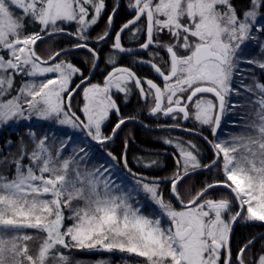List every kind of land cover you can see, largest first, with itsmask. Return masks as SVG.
Masks as SVG:
<instances>
[{"label":"snow or ice","instance_id":"snow-or-ice-1","mask_svg":"<svg viewBox=\"0 0 264 264\" xmlns=\"http://www.w3.org/2000/svg\"><path fill=\"white\" fill-rule=\"evenodd\" d=\"M125 6L131 18L115 36L120 0L93 38L106 0H0V128L24 124L16 151L11 139L0 147V264H71L72 249L118 251L144 264H264V234L235 253L232 246L235 225L264 223V82L254 71L264 72V0L243 8L235 0H127ZM126 31L135 47L123 44ZM54 37L69 44L41 57L37 42ZM109 39L111 70L102 84L92 83L98 46ZM250 42L258 49L251 56ZM78 50L90 54L88 75L60 58ZM119 54H131L154 77L118 64ZM248 76L251 83L244 82ZM134 91L149 116L165 120L158 128L187 133L160 137L173 149L169 176L150 174L164 166L159 153L137 157L149 171H133L127 139L121 157L106 151V161L92 163L91 142L106 150L123 125L140 119L124 116L117 101L123 94L127 103ZM245 103L254 109L250 120L240 114ZM48 124L72 132L57 135L44 129ZM235 128L251 131L237 135ZM241 148L246 166L237 160ZM121 160L131 186L113 178L112 161ZM213 170L212 181L185 200L179 190L185 178ZM217 188L227 194L213 197ZM258 240L259 253L245 259Z\"/></svg>","mask_w":264,"mask_h":264},{"label":"trees","instance_id":"trees-1","mask_svg":"<svg viewBox=\"0 0 264 264\" xmlns=\"http://www.w3.org/2000/svg\"><path fill=\"white\" fill-rule=\"evenodd\" d=\"M235 3L237 4L238 7L243 8L247 6L248 0H235ZM262 11H264V9H262ZM102 29L103 28H98V32H96V34L97 35L102 34L105 28L103 30ZM97 35H95V37ZM68 44H69V41L66 38L54 37L52 39H47L44 42L38 41L36 50L38 54L41 55V57L47 59L49 55L58 51L60 48L65 47ZM87 56H90V54L87 53L86 50H78L77 54L69 55V56H61L60 58L64 60L72 61L76 66L82 68L83 71L87 74L90 69V65L85 63V57ZM99 56H100V63L98 64H101L103 62L104 57L100 54ZM257 76H259L261 78V81L264 82V72L259 71L257 73ZM101 79L102 78L97 75L95 82L98 83L101 81ZM79 101H80V97H77L76 101H74V106ZM244 114L248 115L246 113ZM23 129H24V126L18 127L14 132H8V131L3 130L0 133V147H3L4 143L7 140L11 139L13 141V144L11 146L12 150L16 151L19 136L23 133ZM110 131L111 129H107L105 130V133H110ZM124 132L126 133L136 132L135 135H137V139H138V142H136L137 145H135V142H133V140H130L129 138H122L121 134ZM142 133L144 134L146 132L143 130L139 131V129L134 130L132 125L125 124L122 126L118 135L116 136L117 141L115 144H112L111 146L108 145L106 150L101 148L100 146H95L93 144L92 146L101 148L104 151H111L113 152L114 155H116L119 158L125 153L124 141L125 139H127L129 143H128V147L126 150V155H127L129 167L132 168L133 171L147 172L149 170L141 168L136 163L137 157L144 156L147 158L150 154L149 152L144 153L140 151L139 148H137V147H141V148L151 147L149 146V144L152 143V137L142 135ZM123 136H126V134ZM151 154H154V153H151ZM159 158L164 162V166L159 169L151 170L150 174L158 175L160 177H166V176L171 175L174 170V165H173L174 163L172 159L169 156L167 157V156H160V155H159ZM117 165L120 168V162L117 163ZM0 171H5V170L3 168H0ZM215 176H216V172L215 170H213L212 175H207L206 173H204L200 175H194L191 178H186L184 182L180 185L179 190L181 194L184 196V199L187 200L189 198L190 191L194 193L204 183L205 180L211 182ZM211 193L213 197L218 198L221 194H227V191L223 188H217V189L211 190ZM262 229H263L262 226L261 228L260 226H253V225H251V227H245V228L242 227V225L238 226L234 231V234H233L234 236L232 238V241L234 242V245L236 246L242 245L244 242L247 241V239L251 238L252 236L256 234H259L262 231ZM256 246H259V248H261V241L257 243L255 247ZM30 247H32L33 250H35V245L32 244L31 242H30ZM249 253H251V251ZM249 253L245 257V259L250 257ZM66 254L71 257V264H77V262H79V264H97V262L100 260L110 261L111 264H144L143 258L137 257L135 255H127L126 253H120L118 251L109 253L105 251H88V250L72 249L70 251H66ZM253 254H258V253L256 252Z\"/></svg>","mask_w":264,"mask_h":264},{"label":"flooded vegetation","instance_id":"flooded-vegetation-1","mask_svg":"<svg viewBox=\"0 0 264 264\" xmlns=\"http://www.w3.org/2000/svg\"><path fill=\"white\" fill-rule=\"evenodd\" d=\"M115 3H116V0H106L107 12L104 13L103 18L91 30V36L93 38H95V35H97L96 32H98V28H103L104 29L106 27L107 14H108V12L111 11V9H112V7L114 6ZM120 3H121V7L119 9L118 14L115 16V19H114V25H113V30H112V36L113 37L115 36V31L118 30L120 28V26L124 22H126L127 19L131 18L129 13H128V10H127V8L125 6L127 4V0H120ZM129 35H130V33L126 31L123 34L122 42H123V44L126 47H135V41L129 40ZM111 43H112V40L109 39L107 42L101 43L98 46L99 54L102 55L104 57V59H103V62L101 64H98L99 66L96 68L95 73L93 74L94 76H93V78L91 80L92 83L95 82L97 75L102 78L101 82H103L104 76H106L107 72L111 70V65L106 64V59L108 57V54L110 52H112V49L110 48V44ZM119 55H120L121 58L118 59V61H117L118 64H121V65H124V66L133 67V70L136 71L140 76H147L149 78H153L154 77V73L147 66L140 65V64H134L133 56L131 54H127V55L119 54ZM141 55L144 58H147V53H141ZM162 55L166 56V54H164V53H162ZM98 63H100V59L98 60ZM98 71H99V73H98ZM91 73H92V71H91ZM88 74H89V72L87 74L85 73V75H88ZM77 82H78V80H77ZM117 101L119 103L121 113L124 116L137 115L140 118L138 121H129L126 124L132 125L134 130L135 129L136 130L139 129V131L140 130L145 131L146 133H144V134L142 133V135H145V136H148V137H152V143L153 144L152 143L149 144V146H151L150 148H141V147H137L136 146L137 148H139L140 151H142L144 153H146V152H163L164 154L161 153L159 155L160 156H167V157L169 156L170 157L169 153H171L173 151V149L170 146H168V145H164L162 143V140L160 139V137H163V136H166V135H169V134H171L173 136H176V135L187 136V133H182L179 130H168V129H164V128H158L157 124L158 123H165V120L164 119L158 120L156 117H151V116L148 115L147 108H146L144 102H142L139 99L138 92L134 91V93L131 95V97L129 98L127 103L124 102L123 94H119L117 96ZM242 110L243 109L240 110V114L246 116L250 120V116L249 115H245ZM116 119L117 118H116L115 114H113L112 117H111V121L104 128V131L107 130V129H111V126L115 123ZM168 122L170 123V121H168ZM245 122L246 121H242L241 123H245ZM144 125H147V127H145ZM242 129H244V128H238L237 130L242 132V131H244ZM232 132L235 133L234 130H232ZM125 134H126V136H123ZM135 134H136V132H130V133L124 132V133L121 134V137L122 138H129L130 140H133V142H135V145H137L136 142H138V139H137V135H135ZM222 138H225V139L228 138L227 137V132L225 133V135ZM115 139H116V137H115ZM115 139L112 142H110L108 145L111 146L112 144H115L116 141H117V139L116 140ZM204 155L205 156H210L211 153L205 151ZM122 162L123 161L121 160L120 161V169L121 170H122V167H121ZM205 162H207V161H205ZM241 225L244 228L245 227H251V225L260 226V228L262 226V228H263L262 231L259 234H256V235H260V234H262L264 232V224L263 223H257V222L248 223V224H242L241 223V224H237L235 226V229L238 226H241ZM233 236H232V238H233ZM259 242L260 241L258 240L257 243H259ZM255 245H254V247H255ZM232 246H233V252L235 253V251H237V246L234 245L233 241H232ZM254 247L252 248L251 253H249L250 256H252L253 253H256V252L259 253V251H260L259 246H256L255 248Z\"/></svg>","mask_w":264,"mask_h":264},{"label":"rangeland","instance_id":"rangeland-1","mask_svg":"<svg viewBox=\"0 0 264 264\" xmlns=\"http://www.w3.org/2000/svg\"><path fill=\"white\" fill-rule=\"evenodd\" d=\"M262 11V10H261ZM261 23H264V18L261 19L260 21ZM31 30V29H30ZM247 54L249 56L251 55H255L257 52H258V49L255 48L253 46V43H249L248 46H247V50H246ZM242 68H251L252 66L251 65H241ZM254 71L256 72V75L259 71V69H254ZM245 83H251V79H250V76H248V78H246L244 80ZM94 83H97V82H94ZM100 84H102L103 82H98ZM241 99L243 100L244 98L241 97ZM243 112L248 114L250 116V119H252V116L250 115L254 109L253 107H250L248 105V103H245V106L242 108ZM23 127L24 124H20V125H11V126H8V127H3V128H0V133L5 130V131H8V132H14L18 127ZM32 127L34 128H40L41 127V124L39 122H36L34 121L32 123ZM48 128H51L52 129V132L53 133H56L57 135H59L60 133H63V132H69L71 133L72 130L65 127V126H59V125H56V124H48V125H45L44 126V129L47 130ZM238 128H235V129H232L234 130L235 133L233 134H240L241 131H238L237 130ZM244 131V133H247V132H250L251 130L250 129H242ZM76 136L80 137L82 136L83 134L82 133H75ZM228 137V135H227ZM229 138V137H228ZM226 138V139H228ZM93 147V150L95 151V155H96V160L92 161V163H97V162H103V161H106L108 159V157L106 156V151L102 150L101 148H98V147ZM103 151V153H102ZM247 155V153L244 152L243 148L239 149L238 152L236 153V156H237V160L242 163V164H245L246 166V162L244 161L243 157ZM113 165H114V176L113 178L116 180L117 183H121L122 186H131L133 181H132V177H130L129 175H127L124 171H122L119 166L117 165V162L116 161H112ZM77 203H80V202H77ZM257 223H260V222H257ZM264 224V223H263ZM106 252V251H105ZM127 254V253H126ZM129 255V254H127ZM248 259V258H247Z\"/></svg>","mask_w":264,"mask_h":264},{"label":"water","instance_id":"water-1","mask_svg":"<svg viewBox=\"0 0 264 264\" xmlns=\"http://www.w3.org/2000/svg\"><path fill=\"white\" fill-rule=\"evenodd\" d=\"M48 38H46L45 40H47ZM95 70H96V68L95 69H93L92 70V73H91V80H92V78H93V74L95 73ZM93 145H95V146H99V145H97L95 142H91ZM149 153H159V154H161V153H163V152H149ZM164 154V153H163ZM121 167H122V170L128 175V173L123 169V162H122V164H121ZM131 177V176H130ZM186 179V178H185ZM227 191V190H226ZM236 226V225H235ZM262 234H264V232L262 233Z\"/></svg>","mask_w":264,"mask_h":264}]
</instances>
